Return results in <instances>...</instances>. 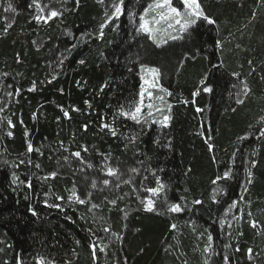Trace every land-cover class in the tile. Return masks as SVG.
Segmentation results:
<instances>
[{"label":"trees","instance_id":"1","mask_svg":"<svg viewBox=\"0 0 264 264\" xmlns=\"http://www.w3.org/2000/svg\"><path fill=\"white\" fill-rule=\"evenodd\" d=\"M8 2L0 0V264H36L38 256L51 264H224L225 254L230 264H264V138H256L264 117V0H199L217 23L161 33L168 42L160 46L137 31L152 0H125L124 14L104 28L103 39L107 0H39L63 13L47 23L34 19L31 0H11L15 14L4 12ZM6 23L13 26L6 30ZM142 64L159 67V85L172 93H164L168 127L151 123L161 115L141 124L120 115L139 103ZM244 81L251 92L237 104ZM205 85L213 91L204 92ZM130 136L138 137L135 143ZM105 163L124 173L118 188L102 170ZM132 167L139 174H130ZM226 168L233 175L219 182L226 194L217 203L213 180ZM153 170L165 185L158 196L146 191L156 187ZM13 173L31 188L13 185ZM129 175L132 184L123 183ZM73 191L88 202L69 199ZM164 197L186 210L166 212ZM147 198L159 213L144 210ZM196 199L203 203L194 205ZM209 234L215 254L203 251Z\"/></svg>","mask_w":264,"mask_h":264},{"label":"snow or ice","instance_id":"2","mask_svg":"<svg viewBox=\"0 0 264 264\" xmlns=\"http://www.w3.org/2000/svg\"><path fill=\"white\" fill-rule=\"evenodd\" d=\"M102 2V0H101ZM77 4H79V0H77ZM31 6H34L37 9V15L34 16V19L39 23L41 21H43L44 23H47L49 20H51L52 18H56V17H60L63 15V13L55 8H50L47 5L42 6L39 2V0H31ZM125 0H112V2L110 3V10H106L105 11V20L103 23L100 24L99 26V35L98 38L103 39L104 37V28L108 26L109 23H111L113 20H118L120 18L121 15L124 14L125 11ZM48 7V11L46 14H43L45 12V8ZM4 12H11V13H17V8L13 6V4L11 3V0H9V2L7 3V5L4 7ZM150 14H152V18L151 21L149 19H146V17H148ZM132 17L136 16L135 12H132L130 14ZM7 18L5 17V20ZM203 20L204 22H206L209 25H215L217 23V21L213 18H211L209 15H207L201 4L199 3V0H179V6H174L173 4V0H152L151 3L148 4V6L146 8H144L142 14L139 15V25L137 28V31L139 32H143V33H147L150 37V39L157 45L160 46L161 44H166L168 42V39H158L157 34L163 30L165 33L168 32V30H173L176 31L180 34H184L187 33L189 31V29L193 28L198 21ZM156 25L157 27H153L152 25ZM13 26L12 23H6V30L8 28H11ZM172 40L178 39V38H182V36H177V35H171L170 37ZM81 39L83 40V37H81ZM35 43V42H34ZM214 44L218 47H222V42L220 41H214ZM73 47H76V45H73ZM193 59L195 58V56L192 57ZM61 63H63V61H61ZM80 63H84L83 60L80 61ZM249 63L251 64V61H249ZM222 66V65H221ZM140 70L141 72L147 71V73L151 74L152 77V82L149 83L148 80H144L145 84H148L149 87L151 88H156L158 86V82H159V78L161 76V70L159 67H155V66H147V65H140ZM7 75V74H5ZM234 76H238V73H233ZM143 79V77H142ZM50 82V81H49ZM202 83H204V81H202ZM243 87L240 90V92L237 94V100L236 103L237 104H243L244 103V99L240 98V95L242 93V95L244 97H247L248 94L251 92V89L249 88L248 84L246 81L242 82ZM35 87V85L33 84V88ZM233 87H236V85H233ZM145 91L146 89L141 87L140 93H139V103H137L134 107H131L128 111H124L123 108L120 110V115L130 119L131 121L135 122L136 124H141L142 122H147L146 118L149 117H154V112L153 109L155 107V113H159L162 118L161 119H155L153 118L151 120V123H158L160 124L162 127H168L170 120H171V115L170 114H164L165 112V108L163 107V105L166 103L164 100V96H159L158 99L160 100L161 104L154 106L151 102L148 103L147 105L144 104V96H145ZM160 91L166 93L168 96H171L172 93L163 87H160ZM203 91L206 93H211L213 91V88L210 85H205L203 88ZM198 94V93H197ZM13 95V92H8L7 96L11 97ZM149 97H151V93H148ZM185 103H187V101H185ZM147 108V112L144 111V109ZM171 108L172 105L171 104H167L166 106V110L168 113L171 112ZM78 111V109H76ZM235 109H233L234 111ZM4 111L3 107H0V113H2ZM197 111H201V109H197ZM64 115L66 117H68V112H64ZM7 123L11 126L12 125V121L9 119L7 120ZM260 127L258 129V135H257V139L260 138H264V117L260 118L259 121ZM85 129L87 128V125L84 126ZM103 128H107L111 135L113 137L117 136V130L115 127L109 125V124H103L102 126ZM9 135H11V133H9ZM129 142L130 143H135L136 140L138 139V137L136 136H130L129 138ZM240 139L244 140V139H248L247 136L245 137H241ZM159 141H157L158 143ZM168 146H170V141L168 142ZM127 147V145H126ZM212 146L210 145V148ZM27 151L29 153H31L33 151V147L31 144L27 145ZM83 151L85 153H87L88 148L87 146L83 147ZM254 154V153H253ZM72 155L74 157H76L78 160H80V162L82 164H87V167L91 168L93 167V165L91 163H88L86 161H84L83 157L81 156V151H76L74 153H72ZM65 159H67V157H65ZM29 164L31 163V161H27ZM5 163H7V161H5ZM20 164H24L25 160H20L19 162ZM140 164H143V161L139 162ZM251 166L254 168L256 166V161L253 160L251 161ZM15 167H19V164L15 165ZM37 168L40 167L39 164L36 165ZM103 171H105L106 176L108 177H114L116 184L115 186L118 188L120 186V182H121V177L124 175V173H121L120 170L116 167H112L110 166L108 163H105L103 166ZM160 171H163V169H160ZM128 172L130 174H139L140 169L136 168V167H132L130 169H128ZM153 176L156 177V187H151V188H147L146 191L150 192L153 194V196H158L160 193H162L165 190V185L164 183L160 180V178L158 176H156V171L153 170L151 173ZM57 175V173L55 171L50 173V176L52 178H55ZM232 169L231 168H226V170L223 172L222 175L217 176L215 180H213V184H217L218 186L213 190V196L212 199L214 202L219 203V201L216 199L217 195L220 194H226V191L223 187L219 186V182L220 181H227L229 179L232 178ZM248 183H251V177H252V172L249 171L248 172ZM44 179H48V177H44ZM144 180L147 179V176L143 177ZM19 181V177L13 173L12 174V180L11 183L13 185H17ZM125 184H132V178L131 175H129V178L124 179L122 181ZM20 184L31 188V182L30 181H19ZM102 183L105 186H108L111 181L109 179H104L102 181ZM92 188H96V182L93 181L91 184ZM15 190V189H14ZM135 190V188H134ZM90 193L88 194V196L90 197ZM58 200H64L63 196H58L56 197ZM69 199H75L79 204L84 205L86 204L88 201L86 199H83L80 197L79 194H77L75 191H73V195L71 197H69ZM181 200H183L184 198L181 197ZM242 199V198H241ZM110 203L115 204L116 200L113 199L110 201ZM144 203V210L147 212H158L159 210L156 208V201L152 198H147ZM164 203L167 205V207L165 208L166 212H170V213H182L184 212L185 206H183L181 203H168L166 197H164ZM192 203L194 205H200L203 203V201L196 199L193 200ZM236 203L237 202H233L232 204H230L228 206V210L231 211L232 208L236 207ZM45 204L48 207H56V208H60L61 205L59 204H48L47 201H45ZM92 208H98L100 207V205L96 204V203H92L91 205ZM33 215H36L35 210L33 209ZM249 215H251V213H249ZM251 226L253 228L257 227V222L256 221H252L251 222ZM171 227L173 229L176 228V225L173 224L171 225ZM228 227H232L231 224H228ZM104 232H110L111 229L110 228H104L103 229ZM89 232L92 235H95L94 233H92V229L89 228ZM113 236H116L118 239H122V237L119 236V234L113 232L112 233ZM207 241L208 244L207 246L203 249V251L205 253H211V254H215L214 249L212 247V241H213V237L209 234L207 236ZM79 243V242H77ZM96 244L95 242H93L91 244V248L93 250V256L95 257L96 254ZM230 247V245H225V248ZM238 250V249H237ZM100 251H104L103 248L100 249ZM248 255H249V259L252 258V253H253V249L252 248H248L247 249ZM223 261L224 264H230V260H229V256L228 255H224L223 256ZM20 264H23V262L21 261ZM36 264H46V260L44 257H37L36 258ZM47 264H51V262H47ZM65 264H68V262H65Z\"/></svg>","mask_w":264,"mask_h":264},{"label":"rangeland","instance_id":"3","mask_svg":"<svg viewBox=\"0 0 264 264\" xmlns=\"http://www.w3.org/2000/svg\"><path fill=\"white\" fill-rule=\"evenodd\" d=\"M112 2V0H107V7H106V10H110V3ZM42 6H45V5H42ZM175 6V5H174ZM50 8H55V9H58L57 7H52V6H48ZM48 7L45 8V12L43 14H46L47 11H48ZM37 9H36V12H35V15H37ZM151 18H152V14H150L148 17H146V19H149L151 21ZM43 21H41L42 23ZM154 28L157 27L156 25H152ZM161 33H164V34H167V33H176V31H173V30H168L167 33H165L163 30H161L158 34H157V37L159 39ZM142 87L146 89L145 91V96H144V104L147 105L148 103H152L154 106H157V105H160L161 102L160 100L158 99L159 96H164V92H161L160 91V85H159V82H158V86L156 88H151L149 87L148 84H145L144 83V80H148L149 83L152 82V77H151V74L147 73V71H144L142 72ZM160 79V78H159ZM151 93V97H149L148 93ZM145 112H147V108L144 109ZM153 112L154 114H157V115H160L159 113H155V107L153 109ZM156 115V116H157Z\"/></svg>","mask_w":264,"mask_h":264},{"label":"bare ground","instance_id":"4","mask_svg":"<svg viewBox=\"0 0 264 264\" xmlns=\"http://www.w3.org/2000/svg\"><path fill=\"white\" fill-rule=\"evenodd\" d=\"M47 264V263H46Z\"/></svg>","mask_w":264,"mask_h":264}]
</instances>
